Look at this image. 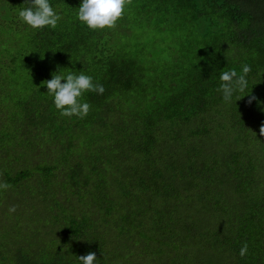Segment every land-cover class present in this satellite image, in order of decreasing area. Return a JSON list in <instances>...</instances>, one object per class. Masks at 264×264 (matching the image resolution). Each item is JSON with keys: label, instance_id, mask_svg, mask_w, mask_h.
I'll list each match as a JSON object with an SVG mask.
<instances>
[{"label": "trees", "instance_id": "trees-1", "mask_svg": "<svg viewBox=\"0 0 264 264\" xmlns=\"http://www.w3.org/2000/svg\"><path fill=\"white\" fill-rule=\"evenodd\" d=\"M49 2L55 30L0 0V264H264V0H133L114 31ZM132 30L185 44L155 60ZM245 64L226 103L220 74ZM69 71L105 89L84 119L43 84Z\"/></svg>", "mask_w": 264, "mask_h": 264}, {"label": "clouds", "instance_id": "clouds-1", "mask_svg": "<svg viewBox=\"0 0 264 264\" xmlns=\"http://www.w3.org/2000/svg\"><path fill=\"white\" fill-rule=\"evenodd\" d=\"M133 0H82L77 13L78 20L92 31H114L119 21L125 15L128 7ZM28 7L22 8L18 16L20 20L34 30L49 28L55 30L62 16L52 7L49 0H26ZM242 72L237 73L235 69L223 71L220 74V86L217 91L223 95L226 103L231 102L234 93H244L248 88L247 76L251 72V67L247 64L242 65ZM62 81H66L62 83ZM43 84L47 87V94L53 97L56 110L62 117L76 116L84 119L91 109V105L84 100V95L89 92L103 94V85L94 83L93 78L80 72L76 74L69 71L67 74L53 73L50 80ZM246 95L237 96L236 101ZM247 103L251 104L256 97L247 94ZM259 134L264 136V124L259 128ZM11 185L6 181L0 180V190L7 191ZM9 213L16 211V206L8 208ZM248 254V244L243 243L239 250L240 257ZM81 264H96L97 256L95 252L77 257Z\"/></svg>", "mask_w": 264, "mask_h": 264}, {"label": "rangeland", "instance_id": "rangeland-1", "mask_svg": "<svg viewBox=\"0 0 264 264\" xmlns=\"http://www.w3.org/2000/svg\"><path fill=\"white\" fill-rule=\"evenodd\" d=\"M134 6L131 8V15L134 14ZM2 12V10H0ZM3 13V12H2ZM130 19H127L129 21ZM131 33V31H130ZM154 42V43H153ZM135 46L137 49L144 45L145 50H152L155 60L166 57L165 61H170L171 58L178 56L183 50L185 38L170 32L162 35L153 32H144L139 30H132V35L126 42ZM162 49H166L162 51Z\"/></svg>", "mask_w": 264, "mask_h": 264}]
</instances>
